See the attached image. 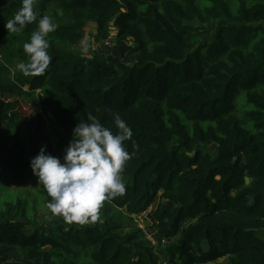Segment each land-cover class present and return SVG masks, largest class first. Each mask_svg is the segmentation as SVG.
I'll use <instances>...</instances> for the list:
<instances>
[{
    "label": "trees",
    "instance_id": "obj_1",
    "mask_svg": "<svg viewBox=\"0 0 264 264\" xmlns=\"http://www.w3.org/2000/svg\"><path fill=\"white\" fill-rule=\"evenodd\" d=\"M21 7L0 0V182L25 189L0 210V264H264V0H36L37 21L7 31ZM44 15L53 60L26 76ZM89 23L95 41L114 29L124 56L78 51ZM115 114L133 131L124 194L96 221L31 225L30 160L46 145L63 161L89 115L117 132ZM155 200L144 230L107 216Z\"/></svg>",
    "mask_w": 264,
    "mask_h": 264
},
{
    "label": "clouds",
    "instance_id": "obj_2",
    "mask_svg": "<svg viewBox=\"0 0 264 264\" xmlns=\"http://www.w3.org/2000/svg\"><path fill=\"white\" fill-rule=\"evenodd\" d=\"M22 7L5 24L7 31L19 32L29 23L37 21L36 0H21ZM58 25L53 18L44 15L38 20V28L23 45L28 62H20L17 68L24 75H43L53 57L48 53V34ZM89 122L80 121L73 130L74 138L64 149L63 161L46 152L47 146L30 160L33 174L38 177L51 197L47 208L53 214L62 215L69 222L84 224L99 218L103 202L125 192L121 173L131 156L125 145L133 137L132 129L115 114L117 132L105 127L95 116Z\"/></svg>",
    "mask_w": 264,
    "mask_h": 264
},
{
    "label": "rangeland",
    "instance_id": "obj_3",
    "mask_svg": "<svg viewBox=\"0 0 264 264\" xmlns=\"http://www.w3.org/2000/svg\"><path fill=\"white\" fill-rule=\"evenodd\" d=\"M232 2V7L235 8V5L237 4L238 0H230ZM86 30V40H84L77 48L78 51L84 54H97L100 52H104L103 54L108 55V54H113V55H118L123 57L124 54L127 52V49L129 47L128 43H122V44H117L116 41V32L114 29H111L109 39H104L100 41H95L94 35L96 34V27L94 24H88L87 27H85ZM106 42H110V45H106ZM19 114L22 119L29 120L30 118L33 117V111L31 108L22 103L19 106ZM48 132V130L46 129ZM51 131V130H50ZM29 190L27 192L31 194V198L28 201L29 204V210L32 211V213H35V220L29 219V222L31 225L34 227H46L50 222H57L60 223L61 225L69 228L71 226H74V222H69L67 221L62 215H56L53 214L50 209L47 208V206L43 205L40 207V203L43 200V197H41V191L38 190L42 188L43 186L38 183L37 180H30L29 181ZM22 190L25 189H20L19 185H9V184H4L2 181L0 182V210L3 208L4 203L6 202H14L15 199L19 197H24L22 194ZM156 201L152 204L151 207H149L145 212L139 214V215H131L126 213V210H122V216H119L116 212H114L111 216V214H108L109 218L115 220L116 224H121L124 221H127V225H136L138 228L141 230H144L147 226H149V218L148 215L151 214L156 207ZM49 201H47L48 203ZM36 210V211H33ZM104 215V211L102 208L99 209V218ZM128 216L129 218L132 219V221H128L127 219L125 220ZM29 218V217H28ZM102 223V219H101ZM127 225L123 227V232L129 231V229H126ZM149 241H151V245L155 246L157 243L150 239L148 237ZM161 243L163 245H166V241L162 240ZM218 262H222V260H219Z\"/></svg>",
    "mask_w": 264,
    "mask_h": 264
},
{
    "label": "built area",
    "instance_id": "obj_4",
    "mask_svg": "<svg viewBox=\"0 0 264 264\" xmlns=\"http://www.w3.org/2000/svg\"><path fill=\"white\" fill-rule=\"evenodd\" d=\"M106 45H108V46H109V45H110V42H106Z\"/></svg>",
    "mask_w": 264,
    "mask_h": 264
}]
</instances>
